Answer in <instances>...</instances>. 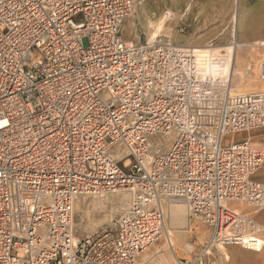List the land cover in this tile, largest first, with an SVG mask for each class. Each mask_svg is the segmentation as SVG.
<instances>
[{"label": "built area", "instance_id": "2783aa9c", "mask_svg": "<svg viewBox=\"0 0 264 264\" xmlns=\"http://www.w3.org/2000/svg\"><path fill=\"white\" fill-rule=\"evenodd\" d=\"M132 8L0 0V264H146L177 204L208 228L207 247L258 236L225 203L264 209V144L224 137L264 127V51L245 62L233 44L228 74L225 52L202 62L159 34L127 44ZM155 134L172 136L166 150ZM120 189L131 199L114 226L77 238V198Z\"/></svg>", "mask_w": 264, "mask_h": 264}, {"label": "rangeland", "instance_id": "374dc122", "mask_svg": "<svg viewBox=\"0 0 264 264\" xmlns=\"http://www.w3.org/2000/svg\"><path fill=\"white\" fill-rule=\"evenodd\" d=\"M168 2L161 3L158 0H133V8L125 18L121 27L123 40L127 44L135 45L142 43L150 36L159 34L173 44H176L173 34L165 30V28H169L170 20L168 19L172 15L171 8L166 6ZM165 11H169V16L166 18H164ZM161 21H163L162 25H160ZM226 50L219 48V46L211 49L210 47H204V50L199 51V55L202 58V62H204L206 58L203 59V56H215V54L219 55L225 52L226 57L224 58L226 59L222 66L226 73H229V63L232 59V54L230 51L226 52ZM263 51L264 47H261L258 43L248 45L247 47H240L236 53L237 60L255 62ZM236 82L237 77L233 76L232 84ZM248 132H252L253 134V137L250 138L251 140L260 144L264 143V127L235 133L233 135H226L224 142L232 139L240 140L246 138ZM171 140L172 136L170 134H155L149 137V142L153 150L156 148H159L161 151L166 150L170 146ZM124 154L120 150L117 152L116 157L122 158L120 164L125 161ZM129 193L128 190L120 189L102 194H85L79 196L73 206L72 226L74 235L77 238H81L113 227L115 221L129 207L131 199V193ZM95 198L116 199L114 201L107 200L103 204H97L92 200ZM230 206H233L236 212L239 211L250 216L259 224L261 230L257 233V238L264 239V223L260 222L264 220V213H261L264 212V209L249 207L241 202H232ZM175 208L177 209V213L174 211ZM171 210L174 211V215ZM209 237L210 232L208 228L194 217H189L184 204L174 205L169 209L161 237L154 243L155 247L161 246L166 251L168 258L164 259L160 257L154 260L153 264H176L175 260H180L179 262L182 263L187 261L191 264H264V248L262 250L261 248L247 249L237 244H219L207 247L206 244ZM167 238H169L171 245L168 244ZM149 249L145 251V254H148Z\"/></svg>", "mask_w": 264, "mask_h": 264}, {"label": "crops", "instance_id": "0c3cea01", "mask_svg": "<svg viewBox=\"0 0 264 264\" xmlns=\"http://www.w3.org/2000/svg\"><path fill=\"white\" fill-rule=\"evenodd\" d=\"M165 1H169L166 6L172 10L169 28L165 30L173 34L178 46L200 50L219 46L231 50L233 57V44L237 45L236 54L240 47L264 41V0H158ZM167 16L169 11H165L164 18ZM254 178L264 183V164ZM149 248L148 254H141V262L153 264L160 257L168 258L161 246L153 244Z\"/></svg>", "mask_w": 264, "mask_h": 264}, {"label": "bare ground", "instance_id": "6f19581e", "mask_svg": "<svg viewBox=\"0 0 264 264\" xmlns=\"http://www.w3.org/2000/svg\"><path fill=\"white\" fill-rule=\"evenodd\" d=\"M197 49V48H196ZM200 51V49H197V51L196 52H199ZM229 50H226V52H228ZM205 52H207V51H205ZM230 52H231V50H230ZM199 57V60L200 61H202V58H200V55L198 56ZM208 57H210L209 55H208ZM231 65H232V59L230 60V63H229V71L228 72H230L231 71ZM229 74V73H228ZM233 135V134H232ZM253 137V134H252V132H248L247 133V137L246 138H248V139H250V138H252ZM232 140H234V139H232ZM229 142V141H228ZM261 169V168H260ZM259 169V170H260ZM258 170V171H259ZM130 194V193H129ZM117 195V194H116ZM124 196H126V195H124ZM131 196V195H130ZM128 197V196H127ZM126 197V198H127ZM83 199V198H82ZM116 198H112V199H108V198H98V199H92L93 201H94V203H97V204H99V203H105L107 200H115ZM90 200V199H89ZM118 200V199H117ZM123 200V199H122ZM121 202V201H120ZM232 202H237V201H228V202H226L225 204L229 207V208H231L233 211H235V209L233 208V206L231 207L230 206V203H232ZM111 203V202H110ZM117 203V202H116ZM119 203V202H118ZM242 203V202H241ZM79 204V203H78ZM110 205V204H109ZM118 205V204H117ZM232 205V204H231ZM250 207V206H249ZM178 208V207H177ZM173 209V208H172ZM171 211H173V210H171ZM174 211L176 212L177 211V209L175 208L174 209ZM174 211L172 212V214L174 213ZM236 212V211H235ZM177 213V212H176ZM237 213H240V214H243V213H241V212H237ZM175 214V213H174ZM173 214V215H174ZM243 215H245V214H243ZM168 240V239H167ZM246 241L248 242L247 244L249 245V247H247V248H249V249H260L261 248V246H262V244H263V241L261 240V239H259V238H257V236H254V237H250V238H247L246 239ZM167 242H169V241H167ZM169 244V243H168ZM171 245V244H170ZM207 251V250H206ZM155 253V252H154Z\"/></svg>", "mask_w": 264, "mask_h": 264}]
</instances>
